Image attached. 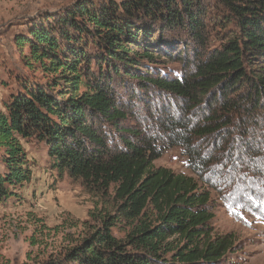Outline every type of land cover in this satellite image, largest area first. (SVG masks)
Listing matches in <instances>:
<instances>
[{
	"label": "trees",
	"instance_id": "trees-1",
	"mask_svg": "<svg viewBox=\"0 0 264 264\" xmlns=\"http://www.w3.org/2000/svg\"><path fill=\"white\" fill-rule=\"evenodd\" d=\"M219 1L227 9H218L221 17L207 15L205 0H78L17 37L29 49L27 65L48 78L23 77L0 110V201L31 180L24 146L31 139L47 145L60 175L112 188L120 199L90 236L34 264H246L229 260L232 234L213 235L211 193L196 177L154 166L160 155L150 142L124 139L126 150H112L102 129L118 128L127 114L118 78L136 80L194 115L169 120L166 141L183 148L194 172L213 163L215 156L201 151L209 143L228 156L239 146L250 151L254 138H238L251 135L264 115V0ZM211 23L231 30L213 46ZM170 31L188 34L196 57L190 60L180 42L165 43ZM164 54L181 64L178 74L157 72ZM120 221L132 228L124 239L112 232ZM174 236L182 242L169 241Z\"/></svg>",
	"mask_w": 264,
	"mask_h": 264
},
{
	"label": "rangeland",
	"instance_id": "rangeland-1",
	"mask_svg": "<svg viewBox=\"0 0 264 264\" xmlns=\"http://www.w3.org/2000/svg\"><path fill=\"white\" fill-rule=\"evenodd\" d=\"M77 1L0 0V110H5V103L19 91L23 77L44 81L48 78L38 65L34 68L27 65L29 49L20 48L17 37L26 32L29 24L46 22L47 17L60 15ZM205 1L209 16L221 17L219 12L223 10L224 15L227 10L219 0ZM209 27L210 46L230 35V26L226 24L211 23ZM163 40L169 44L180 42V49L186 46L190 60L196 57L188 34L170 31ZM165 55L157 63V72L165 76L178 74L181 64ZM125 80L118 78L114 87L119 93V105L127 111L126 117L120 120L118 128L109 123L102 127L109 136V148L126 150L124 139L137 146L150 142L160 155L154 166L192 175L211 193L213 235L235 237V251L229 260L264 264V115L260 117V125L249 128L251 135L243 140L238 138L241 143L254 138L249 152L239 146L228 156L224 150L218 153L209 143L210 148L201 151L207 157L214 155L213 163L194 172L187 166L183 148L166 143L169 120H187L194 115L185 112L179 99L171 94L152 87L145 89L136 80ZM128 129L133 132L125 133ZM24 146L32 163V177L16 189L14 196L0 201V264H34L63 254L102 226V218L114 214L120 203L112 188L104 191L82 179L60 175L51 167L45 143L31 139L24 141ZM1 154L2 148L0 159ZM117 223L112 232L124 239L132 229L131 224ZM169 241L182 242L178 236Z\"/></svg>",
	"mask_w": 264,
	"mask_h": 264
}]
</instances>
